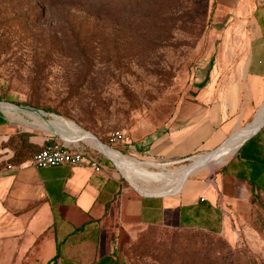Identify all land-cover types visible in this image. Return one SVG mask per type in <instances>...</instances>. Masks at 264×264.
Returning <instances> with one entry per match:
<instances>
[{
	"label": "rangeland",
	"instance_id": "obj_1",
	"mask_svg": "<svg viewBox=\"0 0 264 264\" xmlns=\"http://www.w3.org/2000/svg\"><path fill=\"white\" fill-rule=\"evenodd\" d=\"M263 11L264 0H0V108L21 104L78 126L98 145L41 129L99 162L116 166L101 142L128 159L167 163L148 155L151 143L200 95L218 56L237 50L240 31L255 32ZM115 132L123 138L113 141ZM28 135L19 131L10 142L16 163L40 150ZM192 163L145 167L178 180ZM138 184L171 188L169 180ZM112 243L107 264H264V205L233 236L152 226L116 234Z\"/></svg>",
	"mask_w": 264,
	"mask_h": 264
},
{
	"label": "crops",
	"instance_id": "obj_2",
	"mask_svg": "<svg viewBox=\"0 0 264 264\" xmlns=\"http://www.w3.org/2000/svg\"><path fill=\"white\" fill-rule=\"evenodd\" d=\"M261 15L255 32L240 31L237 50L218 56L200 95L184 102L168 131L151 143L148 155L167 163L128 159L105 145L101 152L116 166L16 163L10 142L19 131L29 133L28 145L39 151L53 142L42 127L69 140L86 137L93 147L97 142L78 126L46 120L39 109L0 108L5 119L0 123V264H100L116 234L140 227L230 236L242 231L254 209L264 205V11ZM213 154L214 161L178 171V180L145 167L165 169ZM138 177L169 180L171 188L141 189Z\"/></svg>",
	"mask_w": 264,
	"mask_h": 264
},
{
	"label": "built area",
	"instance_id": "obj_3",
	"mask_svg": "<svg viewBox=\"0 0 264 264\" xmlns=\"http://www.w3.org/2000/svg\"><path fill=\"white\" fill-rule=\"evenodd\" d=\"M123 138L120 132L112 134V140L118 141ZM31 164L35 167H50L58 165L70 166H92L96 169L102 167L101 162L88 156L81 148L68 144L50 143L41 151L37 152L31 159Z\"/></svg>",
	"mask_w": 264,
	"mask_h": 264
},
{
	"label": "bare ground",
	"instance_id": "obj_4",
	"mask_svg": "<svg viewBox=\"0 0 264 264\" xmlns=\"http://www.w3.org/2000/svg\"><path fill=\"white\" fill-rule=\"evenodd\" d=\"M99 143H100L101 146L103 145L101 142H99ZM216 155L217 154H213V155L208 156L206 158H202L200 160L194 161L189 167L186 168V171H189V170H191V169H193L195 167H198V166H200L202 164H206V163H209L211 161H214L216 159V157H217Z\"/></svg>",
	"mask_w": 264,
	"mask_h": 264
},
{
	"label": "trees",
	"instance_id": "obj_5",
	"mask_svg": "<svg viewBox=\"0 0 264 264\" xmlns=\"http://www.w3.org/2000/svg\"><path fill=\"white\" fill-rule=\"evenodd\" d=\"M4 121H5V119L3 117H1V115H0V123H3ZM107 260H108V258L105 257L100 264H107Z\"/></svg>",
	"mask_w": 264,
	"mask_h": 264
},
{
	"label": "water",
	"instance_id": "obj_6",
	"mask_svg": "<svg viewBox=\"0 0 264 264\" xmlns=\"http://www.w3.org/2000/svg\"><path fill=\"white\" fill-rule=\"evenodd\" d=\"M19 105V104H18Z\"/></svg>",
	"mask_w": 264,
	"mask_h": 264
}]
</instances>
